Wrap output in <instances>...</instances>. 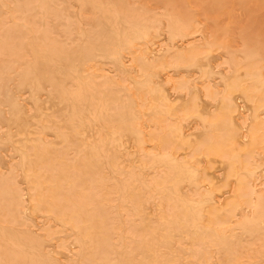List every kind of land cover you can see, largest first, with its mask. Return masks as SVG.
<instances>
[{"label":"bare ground","instance_id":"obj_1","mask_svg":"<svg viewBox=\"0 0 264 264\" xmlns=\"http://www.w3.org/2000/svg\"><path fill=\"white\" fill-rule=\"evenodd\" d=\"M151 1L0 0V264H264V0Z\"/></svg>","mask_w":264,"mask_h":264},{"label":"rangeland","instance_id":"obj_2","mask_svg":"<svg viewBox=\"0 0 264 264\" xmlns=\"http://www.w3.org/2000/svg\"><path fill=\"white\" fill-rule=\"evenodd\" d=\"M184 7L186 11L188 12H194L199 14V24H202L207 29V35L206 37L210 41H214L216 39V30H222L226 26H228L231 30L230 38L232 46L235 50H240L243 45L242 40V32L250 28V24H252L254 18L256 15H254L256 12L252 10H247L245 8H242L239 0H231L234 5L232 7V12H224L220 13L217 16H208L205 10L201 7L199 4V0H183ZM151 8L154 12H163L164 6L163 2L159 0H152L150 2ZM257 14V13H256ZM259 15V14H258ZM258 19L261 20L260 16H258ZM262 21L260 22V26H262ZM257 26H259V23L257 22ZM195 37L198 39H202V34H195ZM154 147V146H152ZM181 155V153H180ZM262 157V158H260ZM252 162L254 164L253 170H254V176H253V185L256 188V190L264 191V146L261 149V154L257 153L252 158ZM261 166V169L260 167ZM159 171L157 172V174ZM249 201L247 203H243L240 206L239 211H235L234 215L228 219L226 222V226H232L235 220H238L241 217V214H249L253 215V213L256 210V201L254 194L249 195ZM253 212V213H252ZM197 260V259H195ZM183 264V263H178ZM200 264H205L204 261H201Z\"/></svg>","mask_w":264,"mask_h":264}]
</instances>
